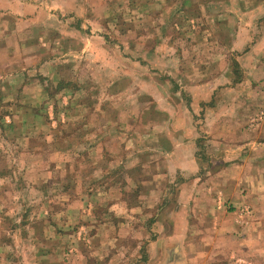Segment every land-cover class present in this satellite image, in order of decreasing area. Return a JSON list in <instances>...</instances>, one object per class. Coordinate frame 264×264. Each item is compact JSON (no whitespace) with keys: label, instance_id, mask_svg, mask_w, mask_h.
<instances>
[{"label":"rangeland","instance_id":"rangeland-1","mask_svg":"<svg viewBox=\"0 0 264 264\" xmlns=\"http://www.w3.org/2000/svg\"><path fill=\"white\" fill-rule=\"evenodd\" d=\"M263 105L264 0H0V264H264Z\"/></svg>","mask_w":264,"mask_h":264},{"label":"crops","instance_id":"crops-1","mask_svg":"<svg viewBox=\"0 0 264 264\" xmlns=\"http://www.w3.org/2000/svg\"><path fill=\"white\" fill-rule=\"evenodd\" d=\"M210 128V133L214 134L215 128L212 125ZM236 143L231 139L225 142V137L221 139L217 136L213 141V145H215V150L217 151L215 152V157H213L214 162H221L218 169L222 173L234 171L240 183H244L245 186V180L250 182L251 189L249 191L252 193L257 192L259 186H261L260 182L264 180V138L251 142L243 141L242 143L251 147L246 148L245 145L240 144L239 146L242 147L238 152L233 149L234 146L236 147ZM230 160H234L235 162H228Z\"/></svg>","mask_w":264,"mask_h":264},{"label":"built area","instance_id":"built-area-1","mask_svg":"<svg viewBox=\"0 0 264 264\" xmlns=\"http://www.w3.org/2000/svg\"><path fill=\"white\" fill-rule=\"evenodd\" d=\"M258 115H257V119L259 120V121H264V105L262 106V108H260L259 110H258Z\"/></svg>","mask_w":264,"mask_h":264}]
</instances>
